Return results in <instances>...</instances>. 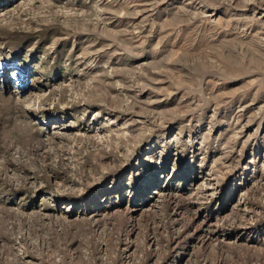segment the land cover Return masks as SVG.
Returning <instances> with one entry per match:
<instances>
[{"label":"rangeland","instance_id":"obj_1","mask_svg":"<svg viewBox=\"0 0 264 264\" xmlns=\"http://www.w3.org/2000/svg\"><path fill=\"white\" fill-rule=\"evenodd\" d=\"M0 264H264V0H0Z\"/></svg>","mask_w":264,"mask_h":264}]
</instances>
